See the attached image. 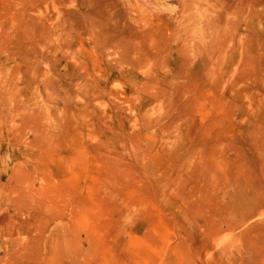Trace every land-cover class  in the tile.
<instances>
[{"label": "rangeland", "instance_id": "rangeland-1", "mask_svg": "<svg viewBox=\"0 0 264 264\" xmlns=\"http://www.w3.org/2000/svg\"><path fill=\"white\" fill-rule=\"evenodd\" d=\"M0 264H264V0H0Z\"/></svg>", "mask_w": 264, "mask_h": 264}]
</instances>
